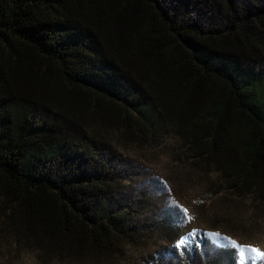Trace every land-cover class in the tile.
<instances>
[{
    "label": "trees",
    "instance_id": "1",
    "mask_svg": "<svg viewBox=\"0 0 264 264\" xmlns=\"http://www.w3.org/2000/svg\"><path fill=\"white\" fill-rule=\"evenodd\" d=\"M167 139L216 175L207 194L264 210V0H0V247L120 254L146 223L115 143ZM185 238L164 264H237L240 245Z\"/></svg>",
    "mask_w": 264,
    "mask_h": 264
},
{
    "label": "rangeland",
    "instance_id": "2",
    "mask_svg": "<svg viewBox=\"0 0 264 264\" xmlns=\"http://www.w3.org/2000/svg\"><path fill=\"white\" fill-rule=\"evenodd\" d=\"M121 146L115 143L119 155L120 166L128 173L126 182L140 219L145 221L146 236L138 242L123 247L120 254L101 260L90 258L79 261L64 255L55 254L43 259L39 249L26 244L17 250L0 247V264H164L171 262L167 250L174 240L160 234L162 211L169 207L181 210L186 218L182 225L178 224L180 237L189 235L215 234L223 241H235L236 244L252 246L264 252V210L257 206L251 196L236 197L229 190H219L216 196H210L209 185L217 180L215 174L208 178H198L196 174H187L177 152L178 144L174 139H167L159 147L151 148L146 143L134 142ZM187 166V165H185ZM138 199V200H136ZM187 209V215L184 214ZM177 238V239H176ZM210 252V251H209ZM177 263L179 258L173 255ZM156 258L158 261L156 262Z\"/></svg>",
    "mask_w": 264,
    "mask_h": 264
},
{
    "label": "snow or ice",
    "instance_id": "3",
    "mask_svg": "<svg viewBox=\"0 0 264 264\" xmlns=\"http://www.w3.org/2000/svg\"><path fill=\"white\" fill-rule=\"evenodd\" d=\"M184 214L187 215V209H184ZM218 235V234H217ZM232 246H236L235 241H229ZM186 244V238L180 237L178 241L175 243V247L180 248L182 245ZM254 254L255 258H258L260 261H264V252H261L260 249L252 247V246H243L238 249V260L237 264H248V260L245 257V250ZM252 264H257L256 260H252Z\"/></svg>",
    "mask_w": 264,
    "mask_h": 264
}]
</instances>
